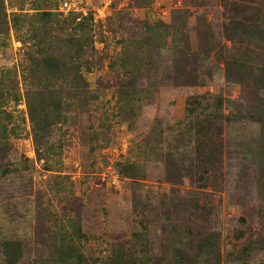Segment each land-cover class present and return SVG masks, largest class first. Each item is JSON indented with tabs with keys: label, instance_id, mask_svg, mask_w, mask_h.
Instances as JSON below:
<instances>
[{
	"label": "rangeland",
	"instance_id": "rangeland-1",
	"mask_svg": "<svg viewBox=\"0 0 264 264\" xmlns=\"http://www.w3.org/2000/svg\"><path fill=\"white\" fill-rule=\"evenodd\" d=\"M38 1L34 5L32 0H5V5L9 13L22 10L31 15L44 9L63 14L62 19L70 13L89 18L97 53L92 71L84 74L89 89L100 99L71 112L53 128L46 145L34 139L24 100L17 108L8 107L15 113L8 126H21L22 133L17 138L8 132L0 148V166L13 172L5 180L0 178V264H4L1 243L5 240L23 242L22 264L45 259L49 255V235L77 217L88 236L83 242L88 259L105 257L120 244L130 245L133 233L143 231L142 223L147 226L152 251L159 252L169 231L170 240L177 236L187 206L198 194L202 203L209 202L213 207L212 227L221 233L225 255L239 248L247 237H264V196L260 195L258 181L264 141L258 115L242 88L228 83L222 60L200 56L190 62L185 78H176V73L172 80L165 79L161 84L148 80L151 75L141 78L133 114L124 120L125 124L117 116L123 103L118 90L126 78L118 76L111 63L122 51L121 40L134 38L146 22L162 20L171 25L172 33L188 31L195 47L197 23L188 16L195 11L196 1L152 0L145 7L138 6L145 0ZM201 1L205 4L200 12L206 13L214 32L210 41L224 45L225 17L219 0ZM181 15L188 18L184 26L179 23ZM27 55V47L14 31L7 40L0 39V69L17 70L21 79ZM165 56L159 59L166 61ZM169 65L177 72L174 63ZM188 81L191 83L186 85ZM20 87L23 95L22 82ZM199 94H206L208 103L222 96L224 115L240 117L231 119L232 124L221 121L225 128L224 162L211 173L205 189L196 186L195 167L172 158L173 150L169 162L166 148L168 136L171 142L178 132H172V128L185 119L187 98ZM256 115V120L249 118ZM38 147L44 152L46 147L55 150L45 153L47 167L44 160H37ZM126 165L134 166L130 172L134 178L120 173L119 167ZM239 231L246 233L244 240L235 238ZM223 264L241 263L227 260ZM250 264H264V252L255 253Z\"/></svg>",
	"mask_w": 264,
	"mask_h": 264
},
{
	"label": "trees",
	"instance_id": "trees-1",
	"mask_svg": "<svg viewBox=\"0 0 264 264\" xmlns=\"http://www.w3.org/2000/svg\"><path fill=\"white\" fill-rule=\"evenodd\" d=\"M151 1L145 0L138 6L145 7ZM32 2L34 5L40 3L38 0ZM194 2L195 11L189 13L188 17H194L197 23L195 47L188 31L175 30L172 33L171 25L162 20L146 22L139 26L134 38L121 40L122 51L111 63V69L118 76L126 78L125 85L118 90L123 102L118 107L117 116L123 119L120 123L125 124L124 120L134 112L139 100V89L136 87L141 78L151 75L148 80L159 84L165 79L172 80V74L176 73V78H185L184 72L191 66L190 62L194 63L200 56L213 57L216 61H223L228 83L241 87L253 102L264 141V2L218 1L225 17L224 45H213L210 41L214 35L212 26L206 13L200 12L205 3H201V0L200 3L199 0ZM61 15L57 11L44 9H37L31 15L22 10L9 13L5 0H0V39L7 40L14 31L27 47L28 54L21 79L17 70L0 69V148L8 132L17 138L22 133L21 126H8L15 119V113L9 112L8 107L17 108L22 100L27 107L34 139L40 145H46L53 128L63 123L71 112L100 99L98 93L89 89L84 74L85 71H92L97 53L92 24L89 18L82 19V15L77 13H70L64 19L60 18ZM185 19L181 15L179 23L183 26L188 23V18ZM161 56H165L166 61L159 59ZM168 62L176 65L177 72L170 65L167 66ZM199 65V62L195 64L197 68ZM21 82L25 88L23 95ZM208 100L206 94L187 98L185 119L172 128V132L175 129L178 132L171 142L168 136L166 147L169 162L170 150H173L172 158L187 162L190 168L195 167L196 186L199 189L208 187L211 173L224 162L222 136L225 128L221 121L232 124L234 121L231 119L240 118L224 115L225 99L222 96L215 97L213 103H208ZM257 115L249 118L256 120ZM107 131L105 128L104 133ZM46 148L45 152L39 147L36 149L37 160L47 158V152L55 153V150H50L53 147ZM263 158L264 155L259 154V164L263 162L258 175L261 196H264ZM44 164L47 167L46 160ZM133 169L132 165L119 167L120 173L128 178H134L130 175ZM11 173L7 167L0 166L2 180ZM186 212L177 236L170 240L169 231L159 252L152 251L147 226L142 223L143 231L133 233L130 245L120 244L109 255L90 259L83 253V242L88 240V236L83 231L82 220L79 217L70 218L58 232L49 235V255L45 259L33 260L32 264H223L227 260L250 264L255 253L264 252V237L245 238L246 233L239 231L235 238L247 240L225 255L221 233L212 227L213 207L209 202L202 203L199 194L191 198ZM240 222L245 223L244 219ZM1 249L4 264H22L25 253L21 240H5L1 243Z\"/></svg>",
	"mask_w": 264,
	"mask_h": 264
}]
</instances>
